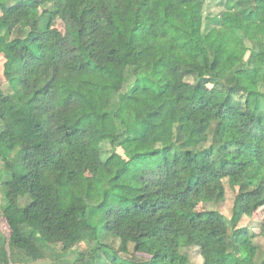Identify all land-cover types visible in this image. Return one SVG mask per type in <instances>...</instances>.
<instances>
[{
  "label": "trees",
  "instance_id": "obj_1",
  "mask_svg": "<svg viewBox=\"0 0 264 264\" xmlns=\"http://www.w3.org/2000/svg\"><path fill=\"white\" fill-rule=\"evenodd\" d=\"M211 1L0 0V192L21 216L16 250L264 264V220L260 234L239 226L264 209V0H220L219 14ZM225 182L232 217L199 210L225 201ZM131 246L147 258L124 257Z\"/></svg>",
  "mask_w": 264,
  "mask_h": 264
},
{
  "label": "rangeland",
  "instance_id": "obj_2",
  "mask_svg": "<svg viewBox=\"0 0 264 264\" xmlns=\"http://www.w3.org/2000/svg\"><path fill=\"white\" fill-rule=\"evenodd\" d=\"M213 12L216 14H219L221 12V6H220V0H215L211 1L210 3L207 4L206 6V12ZM41 13V11L39 12ZM53 27L60 30L61 32H65V25L64 23L57 19L53 23ZM249 57V51L245 50L243 54V60H247ZM3 64H4V59L0 56V80L1 84L3 86L4 92L6 94H10L9 89L7 88V84L5 83V80L3 78ZM252 105H247L245 107V115L246 118L249 117L252 114ZM108 145V144H107ZM16 158V155H12L9 160H13ZM6 165L3 159V156L0 155V177L2 176L3 178H6ZM226 185V199L223 203L221 204H204L202 203L199 206V210L203 209H210V210H218L224 216L228 219L232 217V212H233V206H234V201L235 197L237 195V192L234 191L233 189L230 188L229 184L225 182ZM4 206V190L2 189L0 192V237L2 238L1 240V245L4 246V249L7 253L6 260L7 262H0L1 264H60L56 258L52 255V253L47 252V255L43 258H40V250H36L34 252V257L36 258H30L28 257L24 252L16 250L10 242V235L12 230L15 228L16 223L18 220L21 218V216L16 213L14 214L13 212H6L3 208ZM264 220V209L258 210L252 218H244L239 226L240 227H247L251 231H253L256 234H260V226ZM258 242L257 244L260 245V247L264 246V242L260 237L256 239ZM119 243H114V248L117 252H119ZM92 248L91 243H82L78 246L73 247V250L75 253H84V252H89L90 249ZM58 251L61 250V247L57 249ZM60 252V251H59ZM63 251H61L62 253ZM75 253H71L69 256V260H73L76 255ZM184 253L187 254L190 259L192 264H203V259L200 256V253L198 249L193 248V249H185ZM124 257H132L136 256L137 258H147L144 255H137L133 253L132 246L130 247V251L127 254H123Z\"/></svg>",
  "mask_w": 264,
  "mask_h": 264
}]
</instances>
